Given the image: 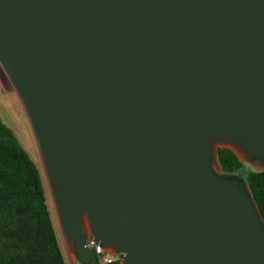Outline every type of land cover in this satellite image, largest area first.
<instances>
[{
  "label": "water",
  "instance_id": "95a60500",
  "mask_svg": "<svg viewBox=\"0 0 264 264\" xmlns=\"http://www.w3.org/2000/svg\"><path fill=\"white\" fill-rule=\"evenodd\" d=\"M0 66L78 264L88 236L120 264H264L213 167L264 164V0H0Z\"/></svg>",
  "mask_w": 264,
  "mask_h": 264
},
{
  "label": "trees",
  "instance_id": "16d2710c",
  "mask_svg": "<svg viewBox=\"0 0 264 264\" xmlns=\"http://www.w3.org/2000/svg\"><path fill=\"white\" fill-rule=\"evenodd\" d=\"M217 159L223 174L244 169L230 149L218 148ZM240 176L264 221V170H245ZM92 257L91 264H99L93 252ZM0 264H65L39 171L1 118Z\"/></svg>",
  "mask_w": 264,
  "mask_h": 264
},
{
  "label": "rangeland",
  "instance_id": "374dc122",
  "mask_svg": "<svg viewBox=\"0 0 264 264\" xmlns=\"http://www.w3.org/2000/svg\"><path fill=\"white\" fill-rule=\"evenodd\" d=\"M0 118L13 131L23 149L27 152L30 158L35 163L40 178L42 181L46 203L51 216L53 227L56 233L57 241L64 257L65 264H78L77 257L74 251L73 243L65 239L58 216L56 213L54 201L51 194L50 185L43 167L40 152L32 132L29 120L25 113L24 107L5 72L0 66ZM214 170L218 174H223L217 164ZM245 170H264V164L259 163H244L243 171L236 175L244 174Z\"/></svg>",
  "mask_w": 264,
  "mask_h": 264
},
{
  "label": "built area",
  "instance_id": "2783aa9c",
  "mask_svg": "<svg viewBox=\"0 0 264 264\" xmlns=\"http://www.w3.org/2000/svg\"><path fill=\"white\" fill-rule=\"evenodd\" d=\"M87 245L94 253L99 264H112L121 261L118 254H114L104 250L101 246L97 245L94 239L90 236L87 238Z\"/></svg>",
  "mask_w": 264,
  "mask_h": 264
},
{
  "label": "bare ground",
  "instance_id": "6f19581e",
  "mask_svg": "<svg viewBox=\"0 0 264 264\" xmlns=\"http://www.w3.org/2000/svg\"><path fill=\"white\" fill-rule=\"evenodd\" d=\"M70 242V241H69Z\"/></svg>",
  "mask_w": 264,
  "mask_h": 264
}]
</instances>
